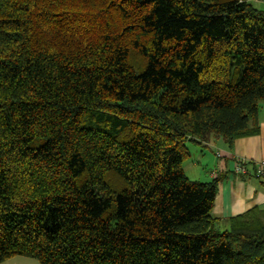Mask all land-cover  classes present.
I'll return each mask as SVG.
<instances>
[{
	"label": "trees",
	"instance_id": "trees-1",
	"mask_svg": "<svg viewBox=\"0 0 264 264\" xmlns=\"http://www.w3.org/2000/svg\"><path fill=\"white\" fill-rule=\"evenodd\" d=\"M259 103L251 0H0V263L264 264L256 209L214 218L182 169Z\"/></svg>",
	"mask_w": 264,
	"mask_h": 264
},
{
	"label": "crops",
	"instance_id": "crops-1",
	"mask_svg": "<svg viewBox=\"0 0 264 264\" xmlns=\"http://www.w3.org/2000/svg\"><path fill=\"white\" fill-rule=\"evenodd\" d=\"M251 1L264 4V0ZM257 120L256 133L236 137L231 143L220 137L203 144L186 143L189 155L186 168L182 163L183 172L189 179L201 182L218 179L210 213L221 221L256 209L264 223V178L254 174L255 164L264 162V103H259ZM237 159L245 162V174L234 173Z\"/></svg>",
	"mask_w": 264,
	"mask_h": 264
},
{
	"label": "rangeland",
	"instance_id": "rangeland-1",
	"mask_svg": "<svg viewBox=\"0 0 264 264\" xmlns=\"http://www.w3.org/2000/svg\"><path fill=\"white\" fill-rule=\"evenodd\" d=\"M254 6L257 7V8H260L261 10H264V4H261L259 2H253ZM137 55H131V59L137 61ZM136 71H139L141 70V66L140 65H136ZM118 138L120 140H125L127 139V135H118ZM187 159L184 160L183 164L185 165V168H186V165L188 162ZM105 179L106 181L112 186L113 189L115 190H120L124 184H125V181L115 172L113 171H110L108 172L106 175H105ZM2 264H40L39 261L35 258H31V257H25V256H19V255H15V256H12L8 259H6L5 261L1 262Z\"/></svg>",
	"mask_w": 264,
	"mask_h": 264
},
{
	"label": "built area",
	"instance_id": "built-area-1",
	"mask_svg": "<svg viewBox=\"0 0 264 264\" xmlns=\"http://www.w3.org/2000/svg\"><path fill=\"white\" fill-rule=\"evenodd\" d=\"M233 171L235 174H245L247 172V167L245 166V162L243 160L237 159V161H235ZM254 174L257 177L264 178V162L261 161L255 164Z\"/></svg>",
	"mask_w": 264,
	"mask_h": 264
}]
</instances>
